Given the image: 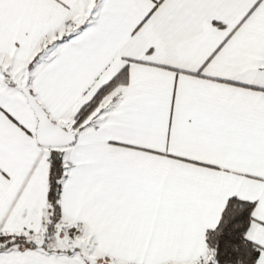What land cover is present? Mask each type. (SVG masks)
Returning a JSON list of instances; mask_svg holds the SVG:
<instances>
[{
  "label": "snow or ice",
  "instance_id": "6c2138e0",
  "mask_svg": "<svg viewBox=\"0 0 264 264\" xmlns=\"http://www.w3.org/2000/svg\"><path fill=\"white\" fill-rule=\"evenodd\" d=\"M0 264H264V0H0Z\"/></svg>",
  "mask_w": 264,
  "mask_h": 264
}]
</instances>
